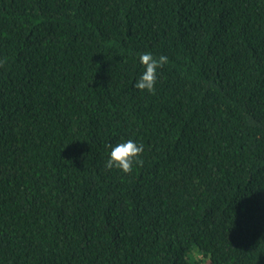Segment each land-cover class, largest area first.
<instances>
[{
	"label": "trees",
	"instance_id": "16d2710c",
	"mask_svg": "<svg viewBox=\"0 0 264 264\" xmlns=\"http://www.w3.org/2000/svg\"><path fill=\"white\" fill-rule=\"evenodd\" d=\"M0 264H264V0H0Z\"/></svg>",
	"mask_w": 264,
	"mask_h": 264
},
{
	"label": "clouds",
	"instance_id": "9594fccd",
	"mask_svg": "<svg viewBox=\"0 0 264 264\" xmlns=\"http://www.w3.org/2000/svg\"><path fill=\"white\" fill-rule=\"evenodd\" d=\"M140 63L144 66V72L135 82V87L140 91H147L155 94L157 83V70L163 68L168 62L167 56L155 57L150 52H145L139 57ZM110 147L109 159L106 162L108 169L116 168L124 173L130 174L134 165H143L141 156L144 152V145L134 140H126Z\"/></svg>",
	"mask_w": 264,
	"mask_h": 264
}]
</instances>
